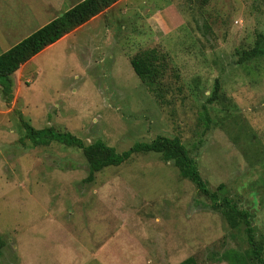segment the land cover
Instances as JSON below:
<instances>
[{
  "label": "rangeland",
  "instance_id": "1",
  "mask_svg": "<svg viewBox=\"0 0 264 264\" xmlns=\"http://www.w3.org/2000/svg\"><path fill=\"white\" fill-rule=\"evenodd\" d=\"M258 33L264 0H123L16 71L11 103L0 85V264H135L143 253L158 264H257L244 224L231 227L161 154L135 153L86 181L82 149L21 141L18 112L118 152L180 137L210 189L250 212L264 258V57L237 62ZM148 50L160 70L153 91L130 61ZM118 240L131 255L116 263Z\"/></svg>",
  "mask_w": 264,
  "mask_h": 264
},
{
  "label": "trees",
  "instance_id": "2",
  "mask_svg": "<svg viewBox=\"0 0 264 264\" xmlns=\"http://www.w3.org/2000/svg\"><path fill=\"white\" fill-rule=\"evenodd\" d=\"M119 0H82L64 11L62 15L52 19L42 27L33 31L30 35L16 43L8 50L0 53V85L6 97L7 103L14 99L12 75L21 68L23 64L31 60L49 45L57 42L66 34L74 31L93 17L104 12ZM264 57V33H258L254 45L249 49L238 52L239 63L250 62ZM154 50L145 51L131 58V64L151 91L157 89L160 70L155 62ZM219 83L216 82L215 90L208 98L212 103L219 94ZM205 113L208 115L207 104ZM20 121L24 128V135L20 140L29 139L34 146L48 145L53 141L61 142L67 146H76L82 149L90 166L86 181H93L95 173L108 166H117L128 161L135 153L156 152L161 154L165 161H171L178 168L180 175L195 183L199 191L210 200L212 209L222 213L231 227L237 228L244 224L248 242L252 247V254L257 264H264L262 247L255 239L254 226L251 214L247 209L240 208L232 197L221 196L217 190H211L208 181L202 176L197 161L190 155L186 145L180 137H169L157 135L151 141H138L131 147L118 152L114 146L107 144L102 139H97L91 144L84 141L69 131H58L53 126L35 128L29 123L22 112H18ZM223 184L219 185L222 188ZM6 245L5 239L0 235V251ZM231 254V253H230ZM228 258V255H225ZM239 263V259L234 258ZM178 264H193L192 262H180ZM240 264V263H239Z\"/></svg>",
  "mask_w": 264,
  "mask_h": 264
},
{
  "label": "crops",
  "instance_id": "3",
  "mask_svg": "<svg viewBox=\"0 0 264 264\" xmlns=\"http://www.w3.org/2000/svg\"><path fill=\"white\" fill-rule=\"evenodd\" d=\"M80 1L82 0H0V53L8 50L30 35L33 31L42 27ZM122 1L123 0H119L104 12L93 17L91 20L66 34L45 49L51 48L57 43L69 38L72 33H76L84 27L90 26L93 22L104 19V17L109 15L112 9ZM26 63L17 71L20 72L26 66ZM119 243L120 245H118ZM115 245L116 248L113 251L114 255H112L115 262L127 260L131 255L130 252H128L131 244L129 243L128 246L124 248L122 242L118 240L115 242ZM132 262L135 264H158L160 261L151 254L143 253L141 257Z\"/></svg>",
  "mask_w": 264,
  "mask_h": 264
},
{
  "label": "water",
  "instance_id": "4",
  "mask_svg": "<svg viewBox=\"0 0 264 264\" xmlns=\"http://www.w3.org/2000/svg\"><path fill=\"white\" fill-rule=\"evenodd\" d=\"M63 13H61L60 15H62Z\"/></svg>",
  "mask_w": 264,
  "mask_h": 264
}]
</instances>
